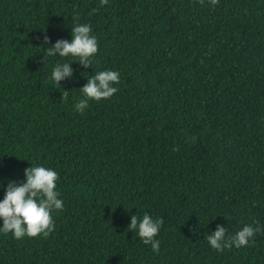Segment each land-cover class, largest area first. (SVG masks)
<instances>
[{"label":"trees","instance_id":"trees-1","mask_svg":"<svg viewBox=\"0 0 264 264\" xmlns=\"http://www.w3.org/2000/svg\"><path fill=\"white\" fill-rule=\"evenodd\" d=\"M77 23L98 41L87 69L46 55ZM103 70L118 91L77 112ZM0 164L5 187L57 171L64 202L47 236L0 234V264H264V232L207 244L264 226V0H0ZM145 213L158 253L128 228Z\"/></svg>","mask_w":264,"mask_h":264},{"label":"clouds","instance_id":"clouds-1","mask_svg":"<svg viewBox=\"0 0 264 264\" xmlns=\"http://www.w3.org/2000/svg\"><path fill=\"white\" fill-rule=\"evenodd\" d=\"M107 3V0H101ZM212 4L216 0H211ZM46 55L48 57H71L85 69L91 66L92 58L98 52V41L92 32L91 24L77 23L71 28V39H60L54 45H49V38L44 39ZM44 58V56H43ZM45 60V58H44ZM74 62L55 64L50 79L60 88V82L73 76L70 65ZM87 84L80 89L82 97L75 103V110L79 113L89 106V101H101L111 98L117 91L114 85L120 82V73L113 70L96 72L87 78ZM2 166V164H0ZM59 174L57 171L42 165L31 166L25 170L24 180L8 181L6 187L0 184L4 197L0 200V234H12L14 239L47 236L54 228L53 212L63 210L64 202L57 189ZM164 221L162 218L153 219L145 213L141 219L136 215L131 217L128 228L135 230L143 244L150 245L153 252L158 253L160 240L156 237ZM264 232V226L259 223L248 224L229 236L226 229L218 226L215 233L207 235V244L216 251H223L235 247L237 249L248 246L254 237Z\"/></svg>","mask_w":264,"mask_h":264}]
</instances>
